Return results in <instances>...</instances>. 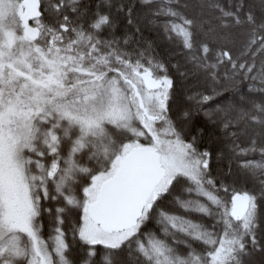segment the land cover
Masks as SVG:
<instances>
[{"label":"snow or ice","instance_id":"1","mask_svg":"<svg viewBox=\"0 0 264 264\" xmlns=\"http://www.w3.org/2000/svg\"><path fill=\"white\" fill-rule=\"evenodd\" d=\"M0 264H264V0H0Z\"/></svg>","mask_w":264,"mask_h":264},{"label":"trees","instance_id":"2","mask_svg":"<svg viewBox=\"0 0 264 264\" xmlns=\"http://www.w3.org/2000/svg\"><path fill=\"white\" fill-rule=\"evenodd\" d=\"M127 2V0H125ZM134 2L138 3V0H134ZM140 26L143 30V35L145 39H150L153 40L154 46L156 48V51L160 53L163 57L167 58L169 55L173 57V59H177L178 57L175 55L176 52V45L167 41L166 39H163L161 37H157L156 33L151 30V26L148 25L146 26L143 19L140 22ZM246 91V89H245ZM185 104H187V101H185ZM173 115H176V113H173ZM203 115L201 114L200 116L195 117L196 121H203ZM204 144L207 145V136H205ZM215 150V145L213 146ZM250 159H256L259 160V156L256 155L254 157H249ZM228 164V161L225 159L218 164L214 161L213 163V173L215 174L216 171L220 168H226ZM235 168V164L233 165Z\"/></svg>","mask_w":264,"mask_h":264}]
</instances>
